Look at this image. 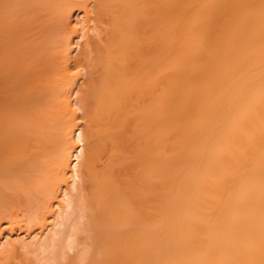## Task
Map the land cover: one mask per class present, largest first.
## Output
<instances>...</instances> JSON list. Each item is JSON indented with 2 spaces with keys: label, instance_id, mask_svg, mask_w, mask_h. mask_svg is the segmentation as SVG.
<instances>
[{
  "label": "bare ground",
  "instance_id": "6f19581e",
  "mask_svg": "<svg viewBox=\"0 0 264 264\" xmlns=\"http://www.w3.org/2000/svg\"><path fill=\"white\" fill-rule=\"evenodd\" d=\"M0 264H264V0H0Z\"/></svg>",
  "mask_w": 264,
  "mask_h": 264
},
{
  "label": "rangeland",
  "instance_id": "374dc122",
  "mask_svg": "<svg viewBox=\"0 0 264 264\" xmlns=\"http://www.w3.org/2000/svg\"><path fill=\"white\" fill-rule=\"evenodd\" d=\"M75 17H76V16H75ZM79 18H81V15H80ZM75 20H78V17H76ZM79 20H80V19H79ZM65 250H66V251H65L66 254H67L68 252L70 253V254H69V253L67 254V255H70V256H72V255L76 252V248H73V249H72V248H68V247H67ZM73 250H74V251H73ZM72 251H73V252H72ZM71 252H72V253H71Z\"/></svg>",
  "mask_w": 264,
  "mask_h": 264
}]
</instances>
